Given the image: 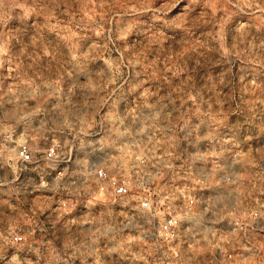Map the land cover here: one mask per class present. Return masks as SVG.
<instances>
[{"label": "clouds", "instance_id": "9594fccd", "mask_svg": "<svg viewBox=\"0 0 264 264\" xmlns=\"http://www.w3.org/2000/svg\"><path fill=\"white\" fill-rule=\"evenodd\" d=\"M174 4L183 5L184 0H101L95 5L81 0H0V64L15 66L17 77L30 73L42 79L52 70L76 77L57 101L61 119H53L42 107L46 91L33 96L23 88L17 94L34 105L25 106L24 115L5 113L0 119V157L11 171V179L7 173L0 177V264H93L109 243L124 238L133 208L149 211L141 197L151 195L144 188L151 176L145 179L137 172L132 183H113L111 176L121 175L114 159L90 166L81 147L90 144L91 152L115 149L123 121L111 120L107 113H116L128 95L153 79L159 81L157 88L163 87L171 80L167 73L178 65L193 74L201 69L207 73L227 59L233 42L264 28V0H187L183 11H171ZM64 32L92 43L81 50L61 39ZM85 52L108 59L94 69L89 66L94 57ZM189 61H195L191 69ZM150 69L159 75L153 77ZM80 74L89 80L84 100L88 121H81L79 103L69 99L78 94ZM231 111L229 106L222 118ZM19 169L36 172L39 180H18ZM116 204L125 207L116 211ZM233 245L250 264H264V245L254 238L238 231L229 247Z\"/></svg>", "mask_w": 264, "mask_h": 264}, {"label": "rangeland", "instance_id": "374dc122", "mask_svg": "<svg viewBox=\"0 0 264 264\" xmlns=\"http://www.w3.org/2000/svg\"><path fill=\"white\" fill-rule=\"evenodd\" d=\"M81 2L95 5L101 0ZM165 2L172 0H161ZM186 5L184 0L183 5L174 4L171 11L176 7L183 11ZM95 10L100 12L99 8ZM61 39L81 50L92 43L87 38L77 41V36L68 32L62 33ZM85 55L94 57L89 64L94 69L103 67L108 59L107 55L96 57L88 52ZM225 55L227 59L214 63L207 73L201 69L193 74L182 70V65L171 69L167 73L171 87L166 83L157 88L159 81L155 79L145 82L127 96V101L120 102L116 113H107L111 120L119 117L123 121L118 128L123 136L115 149L106 147L91 152L92 145L81 147V156L90 166L112 163L114 159L120 173L131 182L136 180L137 172L145 179L151 176L144 188L157 200L165 197L179 200L186 193L196 195V216L184 221L175 250L176 264H226L227 241L236 234L233 226L236 220H244L248 226L245 234L264 245V28L254 30L238 44L233 42L232 53ZM194 63L189 61L188 68ZM149 71L153 77L159 75ZM72 79L76 77L70 79L55 70L42 79H33L30 73L17 77L15 66L0 64V119L5 113L24 115V107L34 105V100H24L17 94L20 88L33 96L46 91L48 96L42 107L50 110L53 119H61L56 104L71 88ZM79 82L78 94L69 99L79 103L77 115L81 121H88L84 100L89 80L80 74ZM190 85L193 90H189ZM201 89L198 96L196 90ZM225 94L230 97L227 101L223 99ZM229 106L232 111L222 118ZM88 127L92 125L89 123ZM86 152L89 155L85 156ZM0 165H3L0 177L7 173L11 179L4 157ZM17 175L20 181L29 177L39 180L36 172L26 169H19ZM114 207L120 211L125 206ZM251 211H258L261 219H250ZM128 215L132 226L124 229V238L117 239L115 245L109 243L93 264H162L164 250L156 245L152 221L135 208ZM246 264L250 262L246 260Z\"/></svg>", "mask_w": 264, "mask_h": 264}, {"label": "built area", "instance_id": "2783aa9c", "mask_svg": "<svg viewBox=\"0 0 264 264\" xmlns=\"http://www.w3.org/2000/svg\"><path fill=\"white\" fill-rule=\"evenodd\" d=\"M24 163L29 164V161L26 160ZM111 180L113 183L119 184L132 183L131 179L123 174L119 176L112 175ZM148 194L149 192L145 193V195ZM141 200H143L146 208L149 209L145 213L153 223L155 230L153 236L156 245L164 250L161 256L162 264H176L175 257L177 254L175 250L182 236L184 221L188 218L193 219L196 216L198 202L196 195L190 193L182 194L179 200H170L168 197L157 200L154 196L150 195L147 200H144L142 196ZM173 209L177 211H173ZM249 216L250 219L255 221L261 219L258 211L249 212ZM233 226L236 233L240 231L245 234L248 229L244 220H236L233 222ZM231 241L232 238L227 241L224 255L226 264H246V259L241 256L242 249L235 247V245L229 247Z\"/></svg>", "mask_w": 264, "mask_h": 264}, {"label": "crops", "instance_id": "0c3cea01", "mask_svg": "<svg viewBox=\"0 0 264 264\" xmlns=\"http://www.w3.org/2000/svg\"><path fill=\"white\" fill-rule=\"evenodd\" d=\"M238 230V229H237ZM235 232V231H234ZM236 233V232H235Z\"/></svg>", "mask_w": 264, "mask_h": 264}]
</instances>
